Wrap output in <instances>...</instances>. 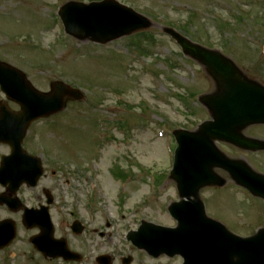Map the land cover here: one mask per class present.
I'll list each match as a JSON object with an SVG mask.
<instances>
[{"label": "rangeland", "instance_id": "obj_1", "mask_svg": "<svg viewBox=\"0 0 264 264\" xmlns=\"http://www.w3.org/2000/svg\"><path fill=\"white\" fill-rule=\"evenodd\" d=\"M70 1L101 0H0V13L8 14L0 16V53L19 62L38 89L48 91L52 81L62 80L84 93L53 123L31 125L24 145L36 153L38 146L50 149L68 166L70 174L62 179L75 185L71 209L91 228H105L108 236L102 241L109 243L113 264L125 255L132 264H168L165 256L154 259L135 248L126 234L143 221L176 226L167 211L180 200L170 177L177 148L173 131L198 132L213 116L203 97L221 88L211 70L184 53L167 29L220 52L235 63L239 76L264 84V0H113L133 8L149 25L145 33L135 31L108 46L66 34L57 11ZM0 101L15 105L1 90ZM242 131L264 140L263 126ZM218 145L230 153V145ZM246 157L242 160L264 171L263 156ZM227 188L217 195L216 188L200 191L207 215L242 238L256 235L264 227V202ZM17 222L19 236L0 251V264H56L26 245L25 238L37 230ZM62 229L72 243L68 227Z\"/></svg>", "mask_w": 264, "mask_h": 264}, {"label": "water", "instance_id": "obj_2", "mask_svg": "<svg viewBox=\"0 0 264 264\" xmlns=\"http://www.w3.org/2000/svg\"><path fill=\"white\" fill-rule=\"evenodd\" d=\"M61 16L69 33L100 42L148 26L146 19L114 2L90 5L71 2L62 8ZM174 36L186 52L210 68L220 82L222 91L204 100L213 110L212 121L203 123L198 132L177 133L179 147L172 175L178 181L181 196L189 199L171 207L179 221L178 228L145 224L131 235V239L155 256L163 252L171 255L180 252L186 259L185 264H264V229L252 238L237 237L218 222L207 218L201 201L191 199L202 187L218 183V178L212 172L214 166L235 170L244 185L264 197V178L252 173L244 164L224 158L214 146L215 140H226L242 146L260 147L258 142L242 137L237 130L248 124L264 123V88L240 78L233 62L220 54L194 45L176 33ZM0 66L4 65L0 63ZM8 68L15 75L1 76L0 83L9 97L22 106V111L15 114L10 120L12 122L6 126L8 132L0 133V140L12 146V159L15 153L18 154L17 147L32 121L63 110L66 97L82 100L84 95L60 81L52 84L51 92H40L19 70ZM2 128L0 116V132ZM37 168L38 173L34 174L36 178L41 174ZM34 175L29 173L24 178L30 179ZM10 224L12 226L8 227ZM14 236L12 222L0 223V249L8 246ZM34 241L38 243L37 238ZM126 262L129 264L130 259ZM103 264H111L110 258H105Z\"/></svg>", "mask_w": 264, "mask_h": 264}, {"label": "flooded vegetation", "instance_id": "obj_3", "mask_svg": "<svg viewBox=\"0 0 264 264\" xmlns=\"http://www.w3.org/2000/svg\"><path fill=\"white\" fill-rule=\"evenodd\" d=\"M0 60L12 64V58L8 57L6 52L0 53ZM3 109L18 111L19 107L17 105L9 104L0 105V110ZM48 120H53V117L49 118ZM42 122H45V120ZM251 136L256 137L254 135ZM23 147L30 154L40 157L43 166V174L38 180L36 186L23 184L19 187L16 193H12L8 187L0 184V197L3 200L17 199V208H20L17 210H10L7 203L0 204V220L13 219L17 225V220L22 219L26 207L37 211L46 209L52 223L54 238L65 239L68 249L80 254L82 256V261L87 258H92L91 263L94 260V264H99L98 258L100 256L109 254V252H107V248H109L108 243L102 241V239L106 238L108 235L105 232V228H101L99 226L91 228V225H89L86 220H83L81 217L76 215L74 206H72L71 209L72 201L70 200V188L73 186V190H75V185H71V181L68 179H62L64 173L70 174L68 166L63 165L65 166V169H63V166L61 165L62 163L56 160L51 150L46 149L43 146H38V149H40L39 153L32 151V148H30V146L28 147L26 144L24 145V143ZM10 152L11 148L8 144L0 143V167L2 165L3 157L10 154ZM229 154L233 157H246L247 155L249 156L253 153H244L237 147L231 146ZM254 155L264 157V152L262 154ZM248 156L245 159H247ZM219 173L220 175H224V177H226V175L229 177L230 175L222 169H219ZM225 186L223 187L225 188ZM219 191L220 189H216V192ZM65 209H67V211ZM2 213H4V215H1ZM8 215H11V217ZM89 216L92 220V216ZM95 219H93L91 222H95ZM76 220L80 221L82 228V232L78 235L74 231L73 224L71 225V222ZM60 226H63L62 228H64V226L68 227L73 238L72 243L63 234V229ZM105 226L109 227L110 225L106 223ZM36 230L38 235L42 234L43 232L41 227L36 228ZM96 239H98L99 242L95 246H91V242H96ZM73 263L75 264V262Z\"/></svg>", "mask_w": 264, "mask_h": 264}]
</instances>
